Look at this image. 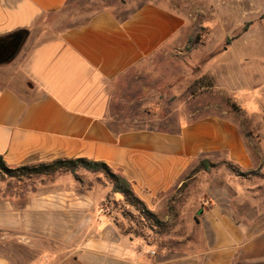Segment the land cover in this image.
Wrapping results in <instances>:
<instances>
[{
  "label": "crops",
  "instance_id": "crops-1",
  "mask_svg": "<svg viewBox=\"0 0 264 264\" xmlns=\"http://www.w3.org/2000/svg\"><path fill=\"white\" fill-rule=\"evenodd\" d=\"M69 1L0 0V39L25 32L18 53L0 59V156L8 168L103 162L152 206L184 183L201 155L246 154L237 126L220 118L186 123L178 133L114 130L108 120L113 83L182 36L185 20L149 3L122 19L105 8L64 27L58 14ZM10 46L13 52V43L0 42L1 48ZM43 179L27 192L25 206L0 202V230H26L32 237L62 228L58 242L70 251L56 255V241L50 239L23 245L2 240L0 264H264V221L253 229L214 205L200 214V241L185 251L156 255L125 244L110 219L101 221L100 198L108 192L72 181L45 186ZM8 210L10 219L3 215Z\"/></svg>",
  "mask_w": 264,
  "mask_h": 264
},
{
  "label": "rangeland",
  "instance_id": "rangeland-1",
  "mask_svg": "<svg viewBox=\"0 0 264 264\" xmlns=\"http://www.w3.org/2000/svg\"><path fill=\"white\" fill-rule=\"evenodd\" d=\"M149 3L181 15L184 32L113 83L109 123L118 132L178 133L186 123L220 118L237 126L246 154L236 159L225 151L201 155L185 174L184 183L155 199L152 206L131 205L113 193L107 174L84 169H77L76 174L18 178L0 172V202L12 200L25 206L30 201L27 192L40 185L42 177H46L45 186H67L72 181L89 189L92 184L108 192L100 198L104 211L100 219H110L125 244L169 255L201 240L200 212L214 205L253 229L264 221V0H70L58 16L64 17L62 24L67 27L105 8L122 19ZM197 27L204 28L200 32L203 41L188 52L187 42ZM204 161L209 170L201 165ZM3 215L11 218L9 210ZM46 239L56 241V255L70 251L58 242L63 239L62 228L32 237L26 230H0V243L8 240L23 245Z\"/></svg>",
  "mask_w": 264,
  "mask_h": 264
},
{
  "label": "trees",
  "instance_id": "trees-1",
  "mask_svg": "<svg viewBox=\"0 0 264 264\" xmlns=\"http://www.w3.org/2000/svg\"><path fill=\"white\" fill-rule=\"evenodd\" d=\"M201 31H204V28L197 27L195 29L194 34L189 38L186 45V50L188 52H192L196 50L201 45L203 41V37L200 36L202 35L200 33ZM24 33L25 32L22 31L12 34L10 36H6L4 38H1L0 42L9 41L13 43V38L17 34L21 35L24 39ZM201 165L205 167L206 170H209V165L207 162L204 161L202 162ZM77 169H84L92 173L102 172L107 174L113 186L112 187L113 193L122 195L126 199V201L133 206H135V204L143 206L142 201L135 196L131 183L127 179L113 173L112 170L109 168V166H107V164L103 162H93L87 159L58 160L48 165L42 164L33 167L24 166L17 169H11L6 166L3 158L0 156V172L4 173L10 178L51 175L59 172L76 174ZM144 211L147 210L144 208Z\"/></svg>",
  "mask_w": 264,
  "mask_h": 264
},
{
  "label": "water",
  "instance_id": "water-1",
  "mask_svg": "<svg viewBox=\"0 0 264 264\" xmlns=\"http://www.w3.org/2000/svg\"><path fill=\"white\" fill-rule=\"evenodd\" d=\"M22 44H23V37L21 35H19V34L15 35L14 38H13L14 50L10 54V58H13L18 53V51L20 50ZM200 213H202V212H200Z\"/></svg>",
  "mask_w": 264,
  "mask_h": 264
},
{
  "label": "flooded vegetation",
  "instance_id": "flooded-vegetation-1",
  "mask_svg": "<svg viewBox=\"0 0 264 264\" xmlns=\"http://www.w3.org/2000/svg\"><path fill=\"white\" fill-rule=\"evenodd\" d=\"M11 52H12L11 46L9 47V49L0 47V59L7 58L8 54H11Z\"/></svg>",
  "mask_w": 264,
  "mask_h": 264
},
{
  "label": "built area",
  "instance_id": "built-area-1",
  "mask_svg": "<svg viewBox=\"0 0 264 264\" xmlns=\"http://www.w3.org/2000/svg\"><path fill=\"white\" fill-rule=\"evenodd\" d=\"M152 254H154V253L152 252Z\"/></svg>",
  "mask_w": 264,
  "mask_h": 264
}]
</instances>
